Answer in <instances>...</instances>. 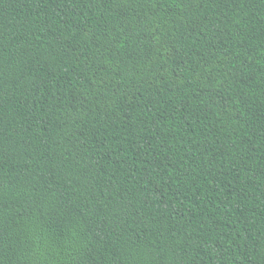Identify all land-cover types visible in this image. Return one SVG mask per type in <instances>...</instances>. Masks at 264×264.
<instances>
[{"label": "trees", "instance_id": "16d2710c", "mask_svg": "<svg viewBox=\"0 0 264 264\" xmlns=\"http://www.w3.org/2000/svg\"><path fill=\"white\" fill-rule=\"evenodd\" d=\"M0 264H264V0H0Z\"/></svg>", "mask_w": 264, "mask_h": 264}]
</instances>
